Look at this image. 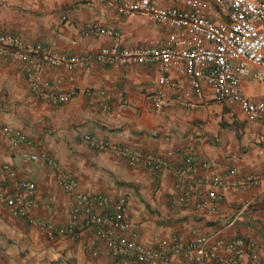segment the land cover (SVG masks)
Segmentation results:
<instances>
[{
    "label": "crops",
    "instance_id": "crops-1",
    "mask_svg": "<svg viewBox=\"0 0 264 264\" xmlns=\"http://www.w3.org/2000/svg\"><path fill=\"white\" fill-rule=\"evenodd\" d=\"M162 7L189 10L203 5L213 20H222L214 0H152ZM122 0H0V33H11L26 43H41L51 54H94L102 46L146 47L174 40L189 45V37L155 22L141 13H120ZM98 23L117 30L86 36L84 27ZM174 44V43H173ZM171 75L183 79L178 65ZM42 79L49 83L42 93L32 89L24 67L0 55V163L9 164L18 177L36 182L39 206L32 214L58 226L70 220L72 197L59 186L53 170L28 158L48 151L61 168L74 175L80 190L127 199V217L136 238L146 247H158L174 233L185 241L197 235L218 239L245 237L255 240L264 264V183L258 187H232L221 191L218 210L197 211L177 200L175 171L191 153H199L210 169L200 175L225 174L235 183L245 175L264 172V120H251L236 107L219 102L207 82L190 106H156L151 94L166 88L155 64L106 65L68 69L44 63ZM246 95L259 97L264 84L244 77ZM173 92V91H171ZM66 95L67 101L55 102ZM124 99L128 104L121 106ZM25 132L32 145L12 147L2 140L3 127ZM86 135L161 156L165 165L153 173L142 164L130 163L111 150H99L84 140ZM10 179L0 166V188ZM93 246L95 253L90 250ZM220 255H226V251ZM0 264H135L113 257L90 229L73 236L47 237L45 231L13 216L0 206ZM175 264H199L173 256ZM203 264H217L206 261ZM250 264V257H242Z\"/></svg>",
    "mask_w": 264,
    "mask_h": 264
},
{
    "label": "built area",
    "instance_id": "built-area-1",
    "mask_svg": "<svg viewBox=\"0 0 264 264\" xmlns=\"http://www.w3.org/2000/svg\"><path fill=\"white\" fill-rule=\"evenodd\" d=\"M214 3L222 18L220 22L208 16L203 5L182 10L162 7L152 0H122L120 13L148 15L155 22L179 31L180 35H187L189 45L185 46L182 40H174L170 46H162L160 42L146 47L113 44L102 46L94 54L67 56L49 53L44 44L26 43L17 35L0 33V55L23 65L32 89L41 93L49 86L42 79L44 63L68 69L96 62L113 66L155 64L167 85V89H158L151 94L156 106H190L192 97L203 93L205 81L219 102L236 107L251 120L263 121L264 91L259 97L246 95L243 79L250 75L264 84V0H214ZM84 34L118 37L120 33L98 23H89L84 27ZM175 65L183 79L171 75ZM67 100L68 97L62 95L55 102ZM128 102L124 99L121 106ZM2 140L12 147L33 144L25 132L8 125L3 127ZM84 140L96 149L111 150L130 163L142 164L153 173H158L165 165L158 155L112 146L109 141L90 135ZM28 158L43 162L53 170L56 183L71 195L69 222L58 226L50 220L35 217L31 208L39 206L36 182L21 179L6 163H0V166L9 176L10 187L8 190L0 188V206H6L13 216L25 219L30 225L42 228L50 239L73 236L82 229H90L111 256L128 258L135 264H175L173 256L176 254L199 264L208 260L217 264H242V257L247 255L250 264H261L257 243L245 237L218 239L212 243L208 235H197L185 241L180 234L174 233L163 239L158 247L148 248L136 238L135 228L126 214L125 196L112 199L104 193L81 191L78 179L64 171L48 151L30 153ZM209 169L210 163L199 153L189 154L183 166L176 169L174 188L180 205H193L200 212H216L221 191L232 187L245 190L264 183V172L245 175L237 183L231 180L237 173L235 169L225 174H199V170ZM222 249L226 251L224 256L220 255ZM90 250L96 252L93 246Z\"/></svg>",
    "mask_w": 264,
    "mask_h": 264
}]
</instances>
